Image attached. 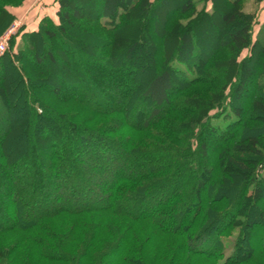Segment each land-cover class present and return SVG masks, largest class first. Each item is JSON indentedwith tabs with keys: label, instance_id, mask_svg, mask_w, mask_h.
Here are the masks:
<instances>
[{
	"label": "trees",
	"instance_id": "obj_1",
	"mask_svg": "<svg viewBox=\"0 0 264 264\" xmlns=\"http://www.w3.org/2000/svg\"><path fill=\"white\" fill-rule=\"evenodd\" d=\"M16 1L23 4L26 0ZM93 1L92 9L84 13L76 9L84 6L80 0H56L59 6L58 22L44 18L38 30L23 33L24 45L19 51H6L0 56V118L2 115L6 117V121L0 123V129H4L8 137L16 136L9 138L7 145L18 141L24 143L19 147V155L28 159L24 129L27 114L30 127L51 124L56 134L60 135L61 131L64 133L60 123L50 116L54 114L74 134L69 158L64 142L58 143L61 140L59 135L55 137V142L49 140L47 135H40L38 129L35 130L36 142L48 144L35 146L41 151L38 167L45 168L48 178L61 177L57 185L73 187L70 197L74 206L62 205L55 196V208L40 209L36 206L39 214L33 215V209L28 207L27 202L19 199L20 193L16 189H9L7 195L10 204L14 205L10 222L4 224L0 220V264L254 263L256 258L264 255V210L260 204V199L264 197V177L259 175V168H264V26L254 39L256 17L253 13L241 10L244 0H181L178 7L173 6L172 0ZM198 2L211 5L212 10L210 13L202 10L194 15L190 25L214 19L221 11L218 20L228 32L219 48L228 53L227 59L218 61L213 54L202 51L195 34L190 33L189 24L170 22L167 30L171 31L172 38L168 50H175V63L184 64L187 69L191 67L193 74L190 75L173 62L168 63L147 76L149 82L140 93L133 70L122 71L143 44L138 31L145 27L148 18L160 5L173 7L177 9L178 16L184 17L195 12ZM15 19L0 1L1 33ZM84 21L96 24L115 39H91L80 28ZM61 44H64L62 56L68 60L67 69H64L68 78L74 73L81 81H85L88 76L84 66L88 64L87 60L93 59L105 66L110 74H116L121 82L125 81V86L120 83L118 87H124V94L131 97L124 111L114 108L123 118L113 120L120 121L115 123L114 129L107 128L113 121L103 124L101 129L104 132H99L100 128L95 130L78 125L72 121L75 118H65L44 104L38 96L26 73L27 63L36 59L38 65L43 64L45 57H39L43 51L52 64H56V47L60 48ZM123 44L128 46L116 58L114 55H100L94 50L97 45H103L106 50L118 53ZM178 48L181 49L178 51ZM246 50L250 54L241 61ZM186 53L191 60L186 57ZM82 57L87 58L86 61ZM134 73L138 74L136 71ZM218 73L227 75V82L232 85L233 99L227 95V98L212 102L209 111L215 108L222 110L228 104L230 114L223 115V122L214 123L213 117L208 115L209 111L205 114L201 111V120L195 121L200 133H196V141L189 143L178 139L177 143H171L172 129L154 133L153 129L158 125L169 122L171 117L168 114L181 113L180 108L185 106L182 100L191 98L186 99L187 92L183 89L170 95L176 78L183 85L193 87L206 83L205 74L219 79ZM5 74L12 77L9 84L4 79ZM253 76L257 82L252 96L253 109L263 119V125L249 126L245 130L249 117L241 96L245 77ZM16 89L19 99L24 100L27 114L15 119L11 109L14 107L18 110V105L13 104ZM89 89L92 94H98L96 89ZM59 93L58 90L54 91L57 96ZM103 93L106 92L103 90ZM86 95L82 93L76 100L84 108L90 109ZM224 99L227 101L223 103ZM141 101H148L153 108L141 124L134 125L130 122L129 109ZM97 102L100 108L91 112L94 116L114 112L106 108L108 103L105 99ZM170 102H174V105L169 106ZM164 105L169 108H164ZM82 132L86 134L76 137ZM147 132H153V138H143L142 134ZM209 136L222 141V150L217 156L216 166L212 168L205 165L208 148L206 139ZM120 145H123V151L117 150L114 157L111 147L115 150ZM118 155L128 159L140 158V167L128 169L126 174H117L114 168ZM70 162L77 164L76 169L73 167L68 170ZM7 166L9 174L17 178L18 166ZM226 167L230 172H235L236 177H231L230 172L226 173ZM88 168L108 172L113 177L107 193L101 199L92 197L89 188L86 191L79 190L83 187L81 178L85 177ZM19 178L24 180L27 176ZM170 185L174 187L166 193ZM87 186L91 187L92 182L87 181ZM206 186L207 198L203 199L200 194ZM32 195L36 196V192ZM87 199H90V203H84ZM244 206L248 207L247 210ZM1 210L0 207V214ZM54 221L66 224L55 227ZM237 228L240 232L235 238L233 252L226 257L224 241L229 240ZM251 236H256L259 245L243 257V246L251 242ZM9 238L16 239L10 242ZM112 254L116 259L109 263Z\"/></svg>",
	"mask_w": 264,
	"mask_h": 264
},
{
	"label": "rangeland",
	"instance_id": "obj_2",
	"mask_svg": "<svg viewBox=\"0 0 264 264\" xmlns=\"http://www.w3.org/2000/svg\"><path fill=\"white\" fill-rule=\"evenodd\" d=\"M2 4L7 6V9L9 12H12V14L16 17V19L13 21V23L1 33L0 29V44L2 42H5L6 45V51H19V48L24 45V39H23V33H31L33 31H36L39 29L41 22L44 18H50L54 22H58L57 18V12L59 11V6L51 10V12H48L50 7L47 8V12H42V14L37 15L34 17V20L31 22L28 17L31 15L30 8H25V4L28 0H26L23 4L16 0H0ZM84 6L76 7V9L83 11L84 13L87 11H90L92 9V5L94 3L93 0H80ZM181 0H172L173 6H179ZM51 6V5H50ZM22 8L20 12H17V9ZM52 8V7H51ZM50 8V9H51ZM241 10L245 13H253L256 17L255 25H254V33L253 38L256 39L258 37V33L260 29L264 26V0L258 1V0H244L243 4L240 6ZM56 9V11H55ZM177 10V9H175ZM173 7H164L160 5L158 9H156L155 12L151 14V16L148 18V21L143 29H140L138 31L140 37L142 38L143 44L138 47V49L135 51L133 57L130 59L129 65H124L122 71L128 72L130 70H133V73L137 80V86L140 93L143 92L145 86L149 82L147 79V76H149L152 73L157 72L158 70L162 69L166 64L168 63H174L175 66L182 68L186 70L190 75L193 74V69L186 68L184 64L181 63H175V50L169 51L168 45L171 41L172 34L170 30H167V26L170 25V22L176 23L179 22L182 25H186L191 23L192 18L194 15L200 13V11L204 10L207 12H211L212 6L206 5L203 2H198V5L195 9V12L193 14L186 15L184 17L178 16L176 11ZM26 12L25 14H23ZM30 12V13H29ZM48 15V16H47ZM221 16V11H218V14L216 15V18H209L208 20L204 21L202 24H192L190 25V33L195 34L196 41L202 46V51H204L207 54H213V56L216 57L218 61H225L228 57V53L224 52L223 50H220L219 46L220 44L226 39L227 36V29L219 23L218 18ZM173 19V20H172ZM30 21V22H29ZM194 23V22H193ZM81 30L84 31L87 35H90L89 37L91 39H94L96 37H101L105 39V41H110L115 39V37H111L110 35L106 34L103 29L98 27L96 24H93L90 21H84L81 24ZM81 31V32H82ZM64 45V44H63ZM61 44L60 48L56 47V52L58 54H55V57L57 58L56 64H52L50 59L46 56V53L42 51V53L39 55V57H45L44 62L41 65H38L36 63V59L34 60L33 56L30 55V58H33L34 62L27 63V69L26 73L28 74L30 81L32 82L33 87L35 88L38 96L42 100V102L49 107H51L55 112L59 113L60 115L64 116L67 119L72 120V117L75 118L72 121L78 123V125H83L85 127H88L90 129H98L100 128L99 132H104L105 130L101 129L103 128L104 123H108L109 121L116 120L118 117H120V113H117L114 111V108H120L123 111L126 109V104L130 101V95L124 94L126 93V89L124 87H118L120 83L125 86V81H122L119 79V77L116 74H110L108 69L105 66H102L101 64H98L93 59L87 60L88 64L84 66V69L87 74V79L85 81H81L78 78V75H75L74 73L71 74L72 77L68 78V75L66 72H64V69H67L68 63L67 58H65L63 55V50ZM128 45H122L120 48V51L118 50V53H114L115 51L106 50L103 45H97V47L94 49L98 53L100 52V55H107L111 57L112 55L115 56V58L119 55V52L122 50H126V47ZM181 49V48H180ZM178 48V51L180 50ZM114 50V49H113ZM111 51V52H110ZM4 52V53H5ZM3 53L0 52V56ZM177 54V53H176ZM186 57H189L188 53H186ZM249 51H244L240 60L242 61L245 57L249 56ZM84 58V59H83ZM203 58L202 56L200 57ZM87 58L82 57V60L86 61ZM191 60V59H190ZM90 61V62H89ZM134 71L138 72V74L134 73ZM219 79H215L213 75H207L205 74L204 81L206 83L200 84L198 86L189 87L186 85H183L181 81L176 78L175 79V86L170 95H174L176 92H178L179 89L186 90L185 97H191L188 100H182L184 103V107H181L182 109L178 114H168L167 116H170L169 122L163 123L158 125L155 129H153L155 132H168V129H172V135L170 136L171 143H177L176 139L180 140V142L183 143H189L192 141H196V133H200L199 126H195V121L201 120L200 118V112L209 111V104L212 102H216L218 100H221L222 98L226 97L227 95L232 97V85L228 83L227 75L223 73H218ZM212 77V78H211ZM4 79L8 81V84L12 77L9 74L4 75ZM15 83V80H13ZM210 82V83H208ZM227 82V83H226ZM238 82H235V84ZM243 92H242V103L245 104L247 110L245 113L249 117V124L245 126V130L249 129V126H262L263 125V119L259 117V113L255 112V109H253V101L252 96L254 90L257 88V82L255 77H245L244 84H243ZM94 88L98 91V94H92L89 88ZM89 89V90H88ZM10 90V89H9ZM58 90L59 96L54 94V91ZM103 90L106 93H103ZM16 91V98L13 101L14 105H18V110H16L14 107L11 109L12 112H14L15 119L18 117H24L27 114L26 106L24 104V100L19 99V92ZM82 93H86L87 95V101L90 106V109L84 108L83 105L76 100V98H79ZM104 99L107 101L106 108L113 110L114 112L112 114H107L104 116H94L91 112L95 109H98V102L97 100L104 101ZM233 99V97H232ZM227 101V99L223 100V103ZM229 101V100H228ZM171 103V102H170ZM169 103V106L174 105V102L171 104ZM176 105V103H175ZM167 105H164V108H166ZM168 107V106H167ZM188 107V108H185ZM153 106L148 101L146 102H139L136 107H132V109H129V117L130 122L134 125L141 124L147 116L152 111ZM169 108V107H168ZM227 108V109H226ZM121 111V110H119ZM202 114V115H203ZM230 114V107L228 104L224 106V109L218 110L217 108L211 109L208 112V115L210 117H213V122L218 123L223 120V115ZM52 118H55L57 122H59L60 126L62 127L60 135L56 134L55 130L50 127L49 125H42L38 124L37 126L30 127L29 122V116L28 114L25 116V144L27 146V157L28 159H24L19 155V147L22 146L24 143H13L11 146L7 145V142L9 138L13 139L16 137L15 135L9 136L5 133L4 129H0V207H1V214H0V220L2 223L10 222V219L12 217V206L13 204H10V197L7 195V191L9 189H16L19 194L20 200H25L27 202L28 207H30L32 210V214L35 215L38 213V209L36 212V206L37 208L40 207V209H44L48 207L49 209L55 208V200L54 197L60 199L62 205L65 204L67 207H72L74 204L72 203L71 197H70V190L73 187L65 188L63 186L57 185L56 183L58 181H61V177H50L48 178L46 176L45 168H39L38 164L41 160V151L36 149L35 146L39 145L41 146H47L48 144H44L41 142H36L34 139L35 133L38 129V132H40V135H47L49 140L55 141L56 136L59 135L61 140L58 141L60 144L64 142V147H66V153L67 157H71V147L74 145V139L72 140V137L74 134H72L69 131V128L66 126V124L62 123L60 120L56 119L54 114H50ZM94 118V119H93ZM121 119L122 116L120 117ZM6 121V117L4 115L0 118V123H4ZM223 122V121H222ZM85 123V124H83ZM115 123H120V121H113V123L109 124L107 126L110 127V129H114L116 126ZM55 123L53 122V125ZM79 126V127H81ZM87 128V129H88ZM98 131V130H97ZM112 132V131H109ZM154 133L147 132L142 134V137H151L153 138ZM85 132L79 133L76 135V137L85 135ZM137 134V133H136ZM156 134V133H155ZM57 136V138L59 137ZM113 137V135H111ZM141 137V135L139 136ZM142 138V139H143ZM62 141V142H61ZM21 142V141H20ZM49 142V141H48ZM56 142V141H55ZM207 142V153H206V160L205 165L212 168L216 166L217 163V156L220 153L221 146L220 144L222 141H218L217 138H211L209 136L208 139H206ZM170 143V144H171ZM111 153L112 155L116 157L117 150L123 151V145L117 146V148L111 147ZM116 151V152H115ZM118 160L115 162V168L114 172H117V174L122 175L126 174L128 169L132 168H139L140 167V158L135 159H128L124 156L118 155ZM73 162V161H72ZM4 165L2 166L1 165ZM6 165V167H5ZM7 165H16L18 166L17 171L18 176L17 178L14 177V175H10L9 168ZM16 166V167H17ZM77 164H72L71 162L68 164L67 168L70 169H76ZM74 167V168H73ZM110 168V167H108ZM226 173L230 172V169L226 167ZM259 175L261 177H264V168H259ZM79 171V170H78ZM108 172L102 171V170H93L91 168L86 169L85 177L81 178V185L83 187H78L80 191H86L88 188L90 189V195L92 197L97 198H103L105 193H107V189L110 185V181L113 178L112 175H110ZM232 175L231 177H236L235 172H230ZM25 175L27 176V179H20L19 176ZM80 175L83 174L80 172ZM26 178V177H25ZM87 181L92 182V186L85 187ZM174 186L170 185L168 186L166 193H168ZM75 188V186H74ZM78 190V191H79ZM212 191V189H211ZM210 191V192H211ZM36 192V196H33L32 193ZM43 192V193H41ZM200 197L205 199L207 198V186L202 190ZM84 203H90V199H87L84 201ZM261 209L264 210V197L260 199ZM50 206V207H49ZM35 207V208H34ZM247 206H244V209L247 210ZM142 209V208H141ZM143 209L141 210V212ZM31 213V212H30ZM39 214V213H38ZM14 220V219H13ZM73 220H70L72 222ZM69 222V223H70ZM54 226L57 227L59 225L66 224V222H53ZM59 224V225H58ZM240 230L239 228L235 229L233 232V236L229 239L224 241V249H225V256H231L233 252V246L235 238L238 236ZM105 237V235H104ZM2 238V237H1ZM10 242H14L13 239L16 238H9ZM3 240V239H2ZM4 241V240H3ZM2 242V241H1ZM5 242V241H4ZM9 242V241H7ZM258 243L256 242V236H251V242L247 245L243 246V250L241 253V256H246L250 250L255 249L258 247ZM117 252V251H116ZM115 252V253H116ZM111 255V259L108 260L109 263H112L115 261L116 257ZM151 261V260H150ZM264 264V255H260L258 258H256L255 262L252 264ZM46 264V263H43Z\"/></svg>",
	"mask_w": 264,
	"mask_h": 264
},
{
	"label": "crops",
	"instance_id": "obj_3",
	"mask_svg": "<svg viewBox=\"0 0 264 264\" xmlns=\"http://www.w3.org/2000/svg\"><path fill=\"white\" fill-rule=\"evenodd\" d=\"M47 6L50 8L52 7L51 9L50 8L48 9V10H50L48 12H51V10L58 7V4H57L56 0H28L25 4V8H30L29 11L32 12L30 17H28V19H30V21L32 22L34 20L35 16L40 15V14H42V16L45 15L42 12H45V13L47 12V8H45ZM21 10H22V8L17 9L16 11L20 12ZM55 11H56V9H55ZM25 13L26 12H24L23 14H25Z\"/></svg>",
	"mask_w": 264,
	"mask_h": 264
},
{
	"label": "built area",
	"instance_id": "obj_4",
	"mask_svg": "<svg viewBox=\"0 0 264 264\" xmlns=\"http://www.w3.org/2000/svg\"><path fill=\"white\" fill-rule=\"evenodd\" d=\"M5 50H6L5 42H2V43L0 44V52H1V53H4Z\"/></svg>",
	"mask_w": 264,
	"mask_h": 264
}]
</instances>
